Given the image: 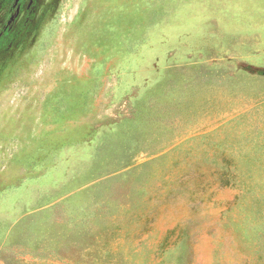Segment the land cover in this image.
<instances>
[{
	"label": "rangeland",
	"instance_id": "obj_1",
	"mask_svg": "<svg viewBox=\"0 0 264 264\" xmlns=\"http://www.w3.org/2000/svg\"><path fill=\"white\" fill-rule=\"evenodd\" d=\"M0 264H264V0H0Z\"/></svg>",
	"mask_w": 264,
	"mask_h": 264
},
{
	"label": "trees",
	"instance_id": "obj_2",
	"mask_svg": "<svg viewBox=\"0 0 264 264\" xmlns=\"http://www.w3.org/2000/svg\"><path fill=\"white\" fill-rule=\"evenodd\" d=\"M1 36V35H0Z\"/></svg>",
	"mask_w": 264,
	"mask_h": 264
}]
</instances>
